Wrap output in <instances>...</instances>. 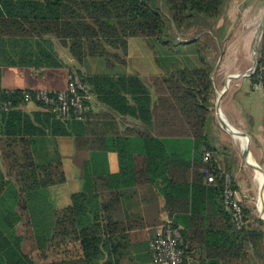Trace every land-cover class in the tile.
Masks as SVG:
<instances>
[{
	"label": "trees",
	"instance_id": "trees-1",
	"mask_svg": "<svg viewBox=\"0 0 264 264\" xmlns=\"http://www.w3.org/2000/svg\"><path fill=\"white\" fill-rule=\"evenodd\" d=\"M228 1L0 0L4 62L59 68L61 45L106 107L95 111L90 103L85 119L65 123L40 101L35 102L41 110L28 112L25 89L0 92V264H96L114 233L131 227L109 215L107 201L99 196L111 187L115 200L118 188L148 184L157 186L168 215L182 227L187 264L258 263L254 257L264 243V221L251 219L244 206L247 224L239 229L223 203L219 175L232 168L229 163L222 168L216 157L211 134L216 91L205 57L201 66L150 76L86 75L80 68L91 57L104 59L109 68L124 65L131 37L170 43L173 29L219 18ZM252 75L264 90V25ZM27 90L32 95L36 91ZM7 101L12 104L4 109ZM116 114L130 115L140 124L122 130ZM60 135L74 137V160L84 184L72 195L71 205L57 209L50 202L49 186L66 180L56 142ZM110 150L118 152V173L108 169ZM205 150L212 152L208 161ZM204 167L216 173L215 184L207 182ZM23 225L32 233L38 259L14 258L18 253L13 245L25 239ZM60 241L68 257L49 258L51 244L58 249ZM102 264L114 263L106 259Z\"/></svg>",
	"mask_w": 264,
	"mask_h": 264
},
{
	"label": "crops",
	"instance_id": "crops-1",
	"mask_svg": "<svg viewBox=\"0 0 264 264\" xmlns=\"http://www.w3.org/2000/svg\"><path fill=\"white\" fill-rule=\"evenodd\" d=\"M257 31L258 29L253 34L251 31L250 35L255 36ZM248 34L249 32L246 34V37ZM142 38L143 37L135 36L129 39V56L127 58V63L124 65L117 64L116 66L109 68L104 59L100 57H91L85 59L80 68L86 75L138 73L142 76H150L168 73L175 67H194L203 65L199 63L196 64L197 60L195 59V57L191 56L187 59L184 58L183 60L179 61V66L170 64L171 66L165 67L163 65V62H160V59L158 61L154 58V53H152L151 50L149 51L146 49V46L143 45L144 43L140 41L143 40ZM136 42L140 43V46H144V48L141 46L142 49H140L138 52H134V50L132 51L131 48L132 44ZM58 52L60 58L62 59L63 66L59 68L47 67L42 69H35L29 65L7 64L4 62L3 56L0 53V92L3 89L13 90L17 88L33 90H59L65 88L68 83L69 69L73 66H79H77V63L69 54L66 48L64 49V51H59L58 49ZM251 54L252 53L250 52L247 55L246 66H243L245 67V69L241 70L242 67H239V71L245 72L246 70H248V68L250 67L249 65L252 63ZM252 74L239 75V81L241 80V78H248V82L250 83V91L248 92V94L251 95V93L253 92H258L260 94L259 98L262 103L260 104L261 115L264 116V90L262 85L257 80H255V78H253ZM222 76L224 78V75ZM220 86H222V82L220 85L215 84L216 93L218 92V87ZM230 87L231 85H228V87H224L226 88V91L223 94L219 91L220 94H222V97L229 92ZM217 102V108L216 111H214V116H217L219 122H221V125L229 133H231V128L243 132L244 130L237 121L238 118H241V115L235 113L231 114L229 108H225L224 106L221 107L220 102L219 105L217 104ZM31 103H28L25 107L28 112L39 111L42 109L38 104L36 106H32ZM91 103L92 109L95 111L106 109V107L98 101L95 94L93 95ZM218 108L220 110L221 117L218 112ZM115 116L116 121L120 123L122 130H124L126 127H130L133 123L140 124V121L137 118H134L130 115L116 114ZM221 118H223V120L229 126L225 125L224 121H222ZM249 121H252V119H250ZM245 134V136L248 138L249 145L247 150L241 151L239 149L243 160H247L248 164L250 163L251 165L252 162L249 161V155L252 154L253 161L256 162V164H258L264 171L256 155L257 151H259L258 153H262L264 155V123L260 124V127L258 129L257 144L253 141L254 137L252 135H249L247 133ZM56 142L61 154L66 180L64 182L51 186L50 192L51 198L55 201L56 205L59 208H64L72 204V195L74 193L80 192L83 189L84 181L81 178V169L74 160V137L71 135H60L56 138ZM95 152H101V150H96ZM244 153H247V156H245ZM221 158V156L217 157L218 162ZM108 159L109 160L107 166L110 172L118 173L120 171L118 152L115 150L108 151ZM224 166L226 165L224 164ZM232 174L235 179L236 175L234 173ZM112 190L115 189L111 187L106 188L104 192L105 194L100 195L98 199L101 202H104V200L107 201L109 207V210L107 211L109 215L113 214L116 219L125 220L126 222L131 224V227H129L125 232H122L124 234L119 232L114 233L112 241H110V243H107V245L105 246L107 249L104 250L103 256L98 260L96 264H102L106 259H111L114 264H153L150 252V241L155 236L157 227L162 224V222L167 217H170V215H168L167 211L164 208L163 195L161 194L157 186L153 184L118 188V195L115 200H113V194L111 193Z\"/></svg>",
	"mask_w": 264,
	"mask_h": 264
},
{
	"label": "rangeland",
	"instance_id": "rangeland-1",
	"mask_svg": "<svg viewBox=\"0 0 264 264\" xmlns=\"http://www.w3.org/2000/svg\"><path fill=\"white\" fill-rule=\"evenodd\" d=\"M263 25L264 0H229L219 18L207 20L206 24L200 23L191 28L173 29L172 32H174L172 34L175 40H171L170 43L165 44L156 38L149 39L144 37L140 41L144 43L143 45L146 46L147 50H151L154 53L155 59L158 57V60L160 59V62H163L165 67L171 66L170 64L179 66V61L191 56L197 60L196 64H203L201 56L205 57L208 64L213 68L212 78L214 83L220 85L222 82V86L218 87V92L215 95V101L217 102L218 100L221 107L229 108L231 114L241 115V118L237 120L239 125L244 130L243 132L254 137L253 141L257 144V132L260 124L264 123V116L261 115L260 109V104H262L259 98L260 94L253 92L249 95V79L241 78L239 81V75L252 74L255 71V60H257L258 56ZM257 29L256 35L251 36L250 32L252 31L253 34ZM248 32L249 34L246 37ZM143 45L141 46L144 48ZM139 46L140 43H133L131 47L132 51L138 52L142 49ZM58 49L59 51H64L65 48L59 45ZM250 52L252 53L250 67L245 72L239 71V67H242L241 70L245 69L243 66H246L247 55ZM222 75H224V78ZM228 85H231L230 90L222 97V94L226 91L224 87H228ZM219 91L222 94H219ZM216 102L214 111L217 108ZM31 105L36 106L37 103L32 102ZM250 119L252 121H249ZM211 134L216 138V147L218 149L216 157H222L219 159V165L222 168L225 167L224 164L227 165L229 163L231 165L232 173L236 175V188L243 206L250 209L251 219L253 217L260 218L261 215L256 205L258 194V185L254 180V169L256 168L253 165L245 163L239 148L234 142L232 133H229L221 125L217 116H214L213 121H211ZM258 152L256 153L257 158L264 169V155ZM56 184L59 183L53 185ZM53 185L49 186L50 202L55 208L62 209L51 198L50 189ZM21 232L25 233V239L21 242L20 246L13 245V250L19 254L14 258H24L22 255H28L38 259L40 253L36 250V243L30 229L23 225ZM61 242L58 249H56L57 245L51 244L52 248L47 252L49 258L68 257L69 254L66 252L65 244ZM105 249H107L105 246L101 247L102 254ZM260 250L259 254L263 257L260 259L258 257L259 254H256L254 258L258 262L257 264H264V243ZM98 260L99 257H96L94 263L98 262ZM25 264L29 263L26 262ZM81 264H85V261Z\"/></svg>",
	"mask_w": 264,
	"mask_h": 264
},
{
	"label": "built area",
	"instance_id": "built-area-1",
	"mask_svg": "<svg viewBox=\"0 0 264 264\" xmlns=\"http://www.w3.org/2000/svg\"><path fill=\"white\" fill-rule=\"evenodd\" d=\"M26 100L29 102L40 101L52 108L58 118L67 123L73 120L85 119L91 109L93 93L88 82L80 71L71 67L68 73V83L63 89H40L32 95L25 90ZM11 101L3 103V108L8 109ZM212 157L210 150L203 153L204 160ZM206 180L210 184L217 182L216 173L208 168H202ZM222 179V195L225 208L232 213L236 226L240 229L247 224L246 213L241 199L239 198L235 179L231 172L222 171L219 175ZM150 252L153 264H187L186 241L182 227L175 225L171 217H167L157 227L155 236L150 241Z\"/></svg>",
	"mask_w": 264,
	"mask_h": 264
},
{
	"label": "bare ground",
	"instance_id": "bare-ground-1",
	"mask_svg": "<svg viewBox=\"0 0 264 264\" xmlns=\"http://www.w3.org/2000/svg\"><path fill=\"white\" fill-rule=\"evenodd\" d=\"M219 94H220V92H219ZM230 132L232 133V136H233L234 141H235L236 145L238 146V148L241 151L247 150L248 145H249L248 138L245 135H242L240 132H237V131L233 132L232 130H230ZM244 161H245V163L248 164L247 160H244ZM249 161L252 163H256L253 161V155L252 154L249 155ZM254 180L258 185V194H257L256 205H257V208H258L260 214H262L264 216V171H261L259 169H254Z\"/></svg>",
	"mask_w": 264,
	"mask_h": 264
},
{
	"label": "water",
	"instance_id": "water-1",
	"mask_svg": "<svg viewBox=\"0 0 264 264\" xmlns=\"http://www.w3.org/2000/svg\"><path fill=\"white\" fill-rule=\"evenodd\" d=\"M255 64L257 65V60H255ZM217 104L219 105V101L217 102ZM218 112H219L220 117H221V113H220L219 108H218ZM221 120L224 121L223 118H221ZM224 124L227 125V126H229L225 121H224ZM230 128H231V127H230ZM231 129H232V131H234V132L237 131V132H240L241 134L246 135L245 133H243V132H241V131L235 130V129H233V128H231ZM245 156H247V153H245ZM251 165H253L256 169H259V170L263 171V170L261 169V167H260L258 164H256V163H251ZM261 219L264 220V217H263L262 215H261Z\"/></svg>",
	"mask_w": 264,
	"mask_h": 264
}]
</instances>
